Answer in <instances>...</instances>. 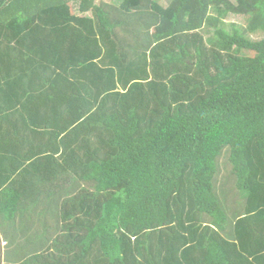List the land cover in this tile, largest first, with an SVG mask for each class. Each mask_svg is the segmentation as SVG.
<instances>
[{"label":"trees","instance_id":"trees-1","mask_svg":"<svg viewBox=\"0 0 264 264\" xmlns=\"http://www.w3.org/2000/svg\"><path fill=\"white\" fill-rule=\"evenodd\" d=\"M162 1L107 3V264H264V0ZM7 155L0 200L43 176L13 264H106L103 0H0Z\"/></svg>","mask_w":264,"mask_h":264},{"label":"crops","instance_id":"crops-1","mask_svg":"<svg viewBox=\"0 0 264 264\" xmlns=\"http://www.w3.org/2000/svg\"><path fill=\"white\" fill-rule=\"evenodd\" d=\"M14 157L7 155L4 159L1 157L0 161L12 164ZM9 171H5L3 176L0 173V182L3 177L10 175ZM41 177L22 173L13 176L7 185L13 186L10 196L0 200V264L16 263L23 260L26 254L43 248V238H36L37 232L43 229V181H39L38 185L37 182H31ZM34 195L40 196L39 202Z\"/></svg>","mask_w":264,"mask_h":264},{"label":"rangeland","instance_id":"rangeland-1","mask_svg":"<svg viewBox=\"0 0 264 264\" xmlns=\"http://www.w3.org/2000/svg\"><path fill=\"white\" fill-rule=\"evenodd\" d=\"M102 1V0H101ZM104 2H106V0H103ZM166 1L167 0H163L162 1V3L163 4H166ZM107 3H111V0H107ZM247 23H246V20L244 19V18H242V17H236V16H232V17H230L229 19H227V21H226V26H236V27H238V28H244V25H246ZM221 161H225V158L224 159H222ZM221 176L219 177V183L221 182V180H222V178H223V176H224V171H222V173L220 174ZM219 183H218V185H219ZM229 187V189L231 190V192H235L233 195H231V200L230 201H234V202H232L231 204H233V203H235V201H238L239 200V198H238V195H237V193H238V191L236 190V189H234V186L232 185H230V186H228ZM228 187H226V190L224 191V193L225 192H228L227 191V189H228ZM229 190V191H230ZM221 193H222V191H220ZM237 195V196H236ZM234 207V206H233ZM233 207L231 208L232 209V211H233ZM230 214H232L231 212H230Z\"/></svg>","mask_w":264,"mask_h":264}]
</instances>
